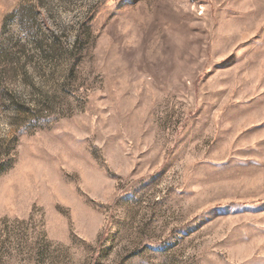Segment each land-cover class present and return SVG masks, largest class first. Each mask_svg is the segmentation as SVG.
<instances>
[{
  "label": "rangeland",
  "instance_id": "obj_1",
  "mask_svg": "<svg viewBox=\"0 0 264 264\" xmlns=\"http://www.w3.org/2000/svg\"><path fill=\"white\" fill-rule=\"evenodd\" d=\"M0 264H264V0H0Z\"/></svg>",
  "mask_w": 264,
  "mask_h": 264
}]
</instances>
